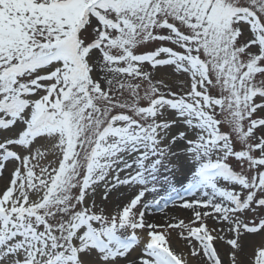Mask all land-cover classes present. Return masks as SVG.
I'll list each match as a JSON object with an SVG mask.
<instances>
[{"label": "snow or ice", "instance_id": "obj_1", "mask_svg": "<svg viewBox=\"0 0 264 264\" xmlns=\"http://www.w3.org/2000/svg\"><path fill=\"white\" fill-rule=\"evenodd\" d=\"M0 182V264H264V0H0Z\"/></svg>", "mask_w": 264, "mask_h": 264}, {"label": "rangeland", "instance_id": "obj_2", "mask_svg": "<svg viewBox=\"0 0 264 264\" xmlns=\"http://www.w3.org/2000/svg\"><path fill=\"white\" fill-rule=\"evenodd\" d=\"M176 179H177L178 184H179V182L183 181V177L179 176V175L177 176ZM121 192L125 196H128V195L131 194L128 189H121ZM118 196H119V194H113L112 203L109 206L110 210H111V208H113L115 206L114 200L118 199V198H116ZM114 197H115V199H114ZM152 213H156L157 216L154 217V215H153V217L151 219L149 217L150 215H148L147 219L149 221H151V222H155V223H158V224L174 223L178 219H184L185 222L187 223L188 220L192 218L191 210L185 211L184 208L179 206V204H177L176 206L169 205V207L164 209L163 212L153 210ZM168 213H170V214H168ZM208 223H209V226H218V225L215 224V221H213L211 219L208 221ZM173 236H175V232H173ZM176 239L177 238L174 239L173 243H174L175 246H179V245L176 244Z\"/></svg>", "mask_w": 264, "mask_h": 264}, {"label": "bare ground", "instance_id": "obj_3", "mask_svg": "<svg viewBox=\"0 0 264 264\" xmlns=\"http://www.w3.org/2000/svg\"><path fill=\"white\" fill-rule=\"evenodd\" d=\"M164 73L163 72H161V75H163ZM0 183H2V182H0ZM116 198H118V197H116ZM114 199H115V197H114ZM114 202L116 203L117 202V199L116 200H114ZM110 206V205H109ZM181 210V209H180ZM185 211H187L188 209H184ZM189 211V210H188ZM153 212V211H152ZM168 214H170V213H168ZM153 215H154V217H156L157 215H156V213H152V215H150L149 217L152 219V217H153ZM175 237V236H174ZM176 244L177 245H179V246H183V244H184V241H180L178 238L176 239ZM178 246V247H179Z\"/></svg>", "mask_w": 264, "mask_h": 264}]
</instances>
